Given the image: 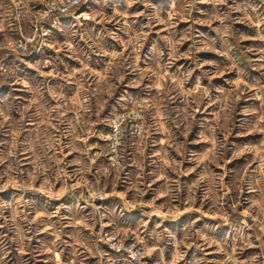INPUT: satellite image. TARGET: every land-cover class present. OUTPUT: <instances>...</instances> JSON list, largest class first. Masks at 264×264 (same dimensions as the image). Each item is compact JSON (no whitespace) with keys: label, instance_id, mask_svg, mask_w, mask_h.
<instances>
[{"label":"rangeland","instance_id":"rangeland-1","mask_svg":"<svg viewBox=\"0 0 264 264\" xmlns=\"http://www.w3.org/2000/svg\"><path fill=\"white\" fill-rule=\"evenodd\" d=\"M0 264H264V0H0Z\"/></svg>","mask_w":264,"mask_h":264},{"label":"built area","instance_id":"built-area-1","mask_svg":"<svg viewBox=\"0 0 264 264\" xmlns=\"http://www.w3.org/2000/svg\"><path fill=\"white\" fill-rule=\"evenodd\" d=\"M42 32L44 33L45 31L42 30ZM17 44L19 48H24L26 46V41H18ZM139 249H140L139 246L131 242L124 245L123 251H124L126 259L128 261L135 260L138 257Z\"/></svg>","mask_w":264,"mask_h":264},{"label":"crops","instance_id":"crops-1","mask_svg":"<svg viewBox=\"0 0 264 264\" xmlns=\"http://www.w3.org/2000/svg\"><path fill=\"white\" fill-rule=\"evenodd\" d=\"M115 194V196L117 197V198H119V195H118V193L116 194V193H114ZM83 202H84V204H86V206H88V204H90V202L89 201H87V199L85 200V199H83ZM120 202V201H119ZM122 202V201H121ZM121 204H123V203H121ZM180 214H181V209H177L176 211H174L173 213H172V215L171 216H165V217H160L159 219H162L163 221H174V219L175 218H177V217H179L180 216Z\"/></svg>","mask_w":264,"mask_h":264}]
</instances>
